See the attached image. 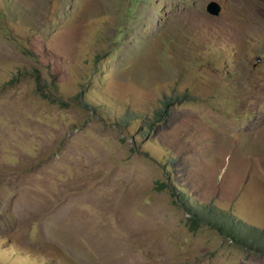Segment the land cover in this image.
Listing matches in <instances>:
<instances>
[{
	"label": "rangeland",
	"instance_id": "1",
	"mask_svg": "<svg viewBox=\"0 0 264 264\" xmlns=\"http://www.w3.org/2000/svg\"><path fill=\"white\" fill-rule=\"evenodd\" d=\"M0 0V264H264V0Z\"/></svg>",
	"mask_w": 264,
	"mask_h": 264
},
{
	"label": "trees",
	"instance_id": "2",
	"mask_svg": "<svg viewBox=\"0 0 264 264\" xmlns=\"http://www.w3.org/2000/svg\"><path fill=\"white\" fill-rule=\"evenodd\" d=\"M221 213L213 209H207L206 211L193 210L190 212L189 219L194 222L195 225H208L213 227L223 235H225L232 242L239 244L243 248L248 249L251 252H257L264 254V232L258 231L252 228H240L235 223L219 221Z\"/></svg>",
	"mask_w": 264,
	"mask_h": 264
},
{
	"label": "water",
	"instance_id": "3",
	"mask_svg": "<svg viewBox=\"0 0 264 264\" xmlns=\"http://www.w3.org/2000/svg\"><path fill=\"white\" fill-rule=\"evenodd\" d=\"M206 9L210 14L217 15L220 11V5L215 0H210Z\"/></svg>",
	"mask_w": 264,
	"mask_h": 264
}]
</instances>
